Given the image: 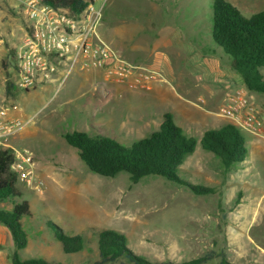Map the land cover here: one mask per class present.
<instances>
[{"label":"rangeland","instance_id":"374dc122","mask_svg":"<svg viewBox=\"0 0 264 264\" xmlns=\"http://www.w3.org/2000/svg\"><path fill=\"white\" fill-rule=\"evenodd\" d=\"M228 1L247 15L264 10V0ZM211 3L212 0H95L97 6L103 4L100 33L105 32L118 42L123 21L130 27L136 26L141 35L161 41L163 48L157 50V61L163 62V68L124 56L153 70L155 76L144 83H136L132 78L113 81L114 87L122 84L134 94L114 93L111 104L102 111L78 113V103L93 90V84L85 83L83 77L93 74L95 69L76 67L63 80L60 76L55 82H40L29 90L9 89L8 60L27 22L22 0H0V108L20 112L18 118L24 126L13 146L32 151L37 173L32 184L17 176L22 195L0 200V209H11L15 201L24 199L30 204V213L21 219L28 235L27 245L17 249L21 259L91 264L99 258V232L112 228L125 234L132 250L151 261L180 262L212 253L214 257L206 264H220L223 256L233 264H264V194L256 205V199L264 193V159L252 153L250 132L240 129L247 141L246 159L250 163H233L226 170L220 158L200 143L202 132L211 124L187 123L168 100L151 104L150 110L143 105L138 107L142 109L137 108L142 103L137 104L139 90L150 88L153 82L174 85L164 67L168 58L166 47L170 45L179 49V60L187 68L182 80L197 87L201 81L208 90L214 84L223 88V93L210 96L215 98L213 103L218 109L237 87H245L232 58L211 37ZM248 93L257 112L264 115V94ZM191 102L203 106L205 99ZM167 112L187 135L197 139L195 150L185 157L178 175L193 183L213 186L214 192L198 194L156 174L146 175L136 183L125 171L115 177L100 175L86 166L77 148L64 137L66 132L85 130L92 135L104 133L130 145L157 129L156 122ZM148 116L154 123L141 128L147 124ZM59 230L69 235L82 234L83 249L65 252L55 234ZM0 239V264H13L11 254L16 247L11 232L1 223ZM107 264L135 263L122 256Z\"/></svg>","mask_w":264,"mask_h":264},{"label":"trees","instance_id":"16d2710c","mask_svg":"<svg viewBox=\"0 0 264 264\" xmlns=\"http://www.w3.org/2000/svg\"><path fill=\"white\" fill-rule=\"evenodd\" d=\"M45 4L67 9L74 16L81 15L88 0H41ZM211 37L221 50L232 58L234 68L241 74L244 86L249 92L264 94V10L244 14L228 0H212ZM8 60L7 85L15 86L14 69L11 57ZM68 144L77 148L79 157L93 172L107 177H115L125 171L133 183L149 174L164 176L188 186L198 194L214 192L213 186L193 183L178 175V169L185 157L197 145L194 136L187 135L171 113L164 115L159 127L149 135L141 137L130 145H125L104 133L90 134L85 130H72L64 133ZM202 147L217 155L224 169L233 163L246 159L248 146L240 128L227 122L218 128L206 129L200 139ZM15 154L11 148H0V200L20 197L17 174L11 168ZM27 200L15 201L11 209H0V223L11 232L16 250L11 254L13 264H63L45 258L21 259L17 249L28 243V235L22 225V217L30 213ZM63 250L67 253L80 251L85 239L82 234L69 235L63 230L56 231ZM99 258L91 264H107L122 256L135 264H206L214 257L207 253L185 261H151L132 250L127 245L125 234L104 228L98 234ZM220 264H233L224 256Z\"/></svg>","mask_w":264,"mask_h":264},{"label":"built area","instance_id":"2783aa9c","mask_svg":"<svg viewBox=\"0 0 264 264\" xmlns=\"http://www.w3.org/2000/svg\"><path fill=\"white\" fill-rule=\"evenodd\" d=\"M81 15L57 8L41 0H22L26 28L11 57L17 88L29 90L40 82L63 80L76 67L100 69L109 81L133 79L144 83L155 72L128 61L99 32L102 6L95 0ZM249 91L237 87L220 108V114L240 129L264 137V115L257 112ZM24 126L10 107L0 108V148H11L15 160L11 168L19 179L32 184L37 178L34 155L28 148H15L12 138ZM42 184V180H40ZM37 186V184L35 185Z\"/></svg>","mask_w":264,"mask_h":264},{"label":"crops","instance_id":"0c3cea01","mask_svg":"<svg viewBox=\"0 0 264 264\" xmlns=\"http://www.w3.org/2000/svg\"><path fill=\"white\" fill-rule=\"evenodd\" d=\"M122 24H124V26L121 30V35L119 36V39L117 38L118 42L111 39L105 32H102L103 35L102 33H100V35L107 42H109L114 49L118 50L127 59L138 62L140 64L149 65L154 68H161L163 66V62L157 61V50L161 51V49L163 48L161 41H154L151 37H146L143 34L141 35V33L136 29V26L130 27L124 21L122 22ZM104 30H106L105 27ZM179 52V49H174L173 45L166 47V53L168 54V58L164 67H167L169 71L165 73L167 74L170 80L175 81L174 85L168 87L164 86L159 82H153L150 84V88L146 90H139L138 92L140 93H137V104L140 102L142 103L138 104L137 108L143 105L144 108H148L150 110L152 108L151 104L153 106V103L155 104V102L157 103L159 101L161 102L162 100H168L170 105H172V109L178 112V114L182 117H185L187 123L191 125H198L204 123L207 126L209 123L211 124L210 128H218L213 127L214 124H220L218 126L221 127L226 122H229L227 118L220 114V109H218L217 105L214 106L213 101L215 100V98H213V96L210 98L212 94H219V92L223 93V88H218L214 84L212 85L214 87L211 89L209 88L208 90V88H206L208 86H204L201 81L200 87H197L194 86L192 82L182 80V77L183 79H185L183 74L187 72V68L183 66V61L179 60ZM93 72V74H89L88 76L83 77L85 83L93 84V90L89 95L85 96L83 99L80 100L77 108L75 109L76 112L83 113L85 111H88L89 113H93L97 110L102 111L105 106L111 104L114 93H122L124 94V96H132L134 94V91H132V89H128L122 84L116 85L114 87L113 82L106 79V76L102 70L95 69ZM231 77L234 78V75L231 74ZM176 89L179 90V92H176ZM201 97L205 99V104L203 106H196L191 102L192 100ZM19 113L20 112L15 110L10 111L11 116L18 117L20 115ZM146 119L147 124L141 126V128H147L150 124H153L155 121L153 119L151 120V117L149 116ZM162 120L163 115L162 119L156 122L157 127H159ZM189 124L186 125L190 126ZM250 134L252 135V153L258 156L259 158L264 159V137L252 133ZM19 139L20 136L16 134L12 138V143L16 145ZM248 159L245 160L250 163ZM263 194L264 193H262L260 197L256 199V205H258L261 201V196Z\"/></svg>","mask_w":264,"mask_h":264}]
</instances>
